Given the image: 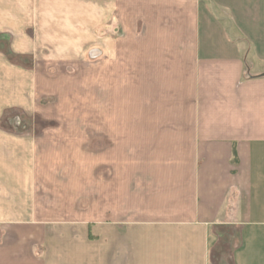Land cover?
<instances>
[{
	"label": "crops",
	"instance_id": "0c3cea01",
	"mask_svg": "<svg viewBox=\"0 0 264 264\" xmlns=\"http://www.w3.org/2000/svg\"><path fill=\"white\" fill-rule=\"evenodd\" d=\"M262 69L264 0H0V264H264Z\"/></svg>",
	"mask_w": 264,
	"mask_h": 264
},
{
	"label": "rangeland",
	"instance_id": "374dc122",
	"mask_svg": "<svg viewBox=\"0 0 264 264\" xmlns=\"http://www.w3.org/2000/svg\"><path fill=\"white\" fill-rule=\"evenodd\" d=\"M85 1H87V2H91V3H94V4H100V2H111V0H85ZM204 2L205 3H208L209 2V0H204ZM221 15V14H220ZM223 15V14H222ZM224 17H225V15H224ZM106 29H108V31H110V32H114V33H117V31L119 30V28L117 27V29H115V28H113V26H111V23L109 24L108 23V25H107V28ZM229 29H230V27H229ZM101 30V28L99 29H96V31L94 32V34L96 35V36H99V31ZM116 31V32H115ZM102 33H104V31H101ZM92 51L93 50H91V49H89L86 53H85V57H84V60L86 61V62H94V60L96 61V59H95V57H93L92 56ZM81 63V62H80ZM259 72V73H258ZM250 74L251 75H256V74H260V75H263L264 74V69H262V70H260V71H255V72H250ZM97 90V89H96ZM48 102V100H43V103L45 104V103H47ZM94 119V121L93 122H96L97 123V118L96 117H94L93 118ZM92 119V120H93ZM28 124H32V126H36L37 128H43V127H51V126H56V123L54 122V121H51V120H42V121H37V120H35V119H31V120H29L28 119ZM13 126V125H12Z\"/></svg>",
	"mask_w": 264,
	"mask_h": 264
}]
</instances>
